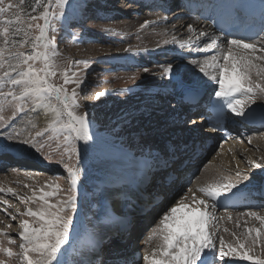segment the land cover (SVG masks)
Masks as SVG:
<instances>
[{
	"label": "snow or ice",
	"instance_id": "snow-or-ice-1",
	"mask_svg": "<svg viewBox=\"0 0 264 264\" xmlns=\"http://www.w3.org/2000/svg\"><path fill=\"white\" fill-rule=\"evenodd\" d=\"M27 4L28 0H0V127L14 120L18 113H23L28 104L51 114L45 128L22 142L51 160V153H43L45 144L38 140L50 133L48 140L57 142L53 151L59 152L58 163L62 164L67 174L68 188L63 189L51 179L35 187L24 185L32 194L17 197L25 204V209L23 212L19 209L16 211L20 217L29 219H22L19 225V251L7 246L15 244L16 240L0 230V237L7 241L6 245L4 240H0V264H66L64 257L69 246H72L74 253L78 252L73 235L78 210L77 182L81 175V155L77 142L87 145L93 139L88 112L78 111L81 108L78 98L84 91L86 81L76 73L69 75L68 70L59 72L63 77L62 85L51 81L52 77L57 76V57L60 55L55 36L57 22L65 16V8L71 6V0H34L26 10ZM155 23L144 20L138 30ZM104 31L115 30L109 28ZM187 31L190 33L187 39L177 40L172 36L171 39H164L163 43L191 48L199 45L201 38H209L202 50H219L202 60L190 59L189 64L202 77L218 85L214 95L217 100L223 101L222 107L226 106L236 117L246 118L254 112L258 102L264 104V26L259 33H254L259 35L256 42L225 34L226 48L220 47L224 41H220L219 37L210 36L206 31L197 34L191 24L187 26ZM37 63L40 67H37ZM68 63L71 66L87 65L89 62L69 60ZM143 71L147 73L149 69L144 68ZM173 72L172 64L163 66L164 75ZM139 75L136 72L127 79L135 82ZM69 84L74 85L70 92L66 87ZM5 87L8 91H3ZM17 88L19 92L15 90ZM106 94L96 92L93 99L99 101ZM9 107L12 114L5 117L4 112ZM248 143H252L251 137H248ZM248 163L254 168H264L254 160ZM25 176L31 178L28 173ZM236 176L239 179L232 181L227 175H220L214 182L203 184L195 191L189 189L192 193L190 198L186 194L168 208L147 237L150 248L143 256L144 264H229L226 257L264 264V214L256 211L239 214L259 221L260 227H246L239 236L232 232L235 245L226 243L223 236L218 237V224L223 217L217 218L215 213L220 199L236 195L242 184L251 179L250 176H242L239 171ZM5 191L16 195L12 188L5 190L0 187V192ZM189 199L191 203L187 202ZM3 204L11 207L7 200ZM31 204L37 206H28ZM3 211L7 212V209ZM16 218V215H11V219ZM227 219H232L231 213L227 214ZM224 231L229 230L225 228ZM100 243L99 238H94L90 242L91 251H95ZM257 247L262 250L261 253L255 251ZM74 264L88 262L82 257Z\"/></svg>",
	"mask_w": 264,
	"mask_h": 264
},
{
	"label": "rangeland",
	"instance_id": "rangeland-1",
	"mask_svg": "<svg viewBox=\"0 0 264 264\" xmlns=\"http://www.w3.org/2000/svg\"><path fill=\"white\" fill-rule=\"evenodd\" d=\"M176 1L173 0L175 3ZM14 2H18V0H14ZM33 2L34 0H28L26 10L28 5ZM137 3H128L126 0H71V6H66L65 8V16L57 22L55 36L60 55L57 57V76L52 77L51 81L54 84L62 85L63 77L59 74L62 70H68L69 75L76 73L86 81L84 91L78 98L81 104V108L78 111L88 112L91 121L90 133L94 137L87 145L84 142H77L81 155V175L77 182L78 210L73 231L74 243L80 237L81 232L92 225V220L99 217L102 207V190L108 182L104 174L106 172L98 167L96 164L98 161L96 163L93 161L94 155L100 158L102 154L100 149L103 150L105 146L111 143L119 151L118 153L129 152L138 159L141 158L147 162L154 161L157 159L158 154H160V157L163 155L166 146L173 147L186 139L185 132L195 121L199 122L205 119L204 114L208 110L203 115L199 111L203 110L201 108L205 103H209L215 96L214 90L216 87L210 84L209 90L205 89L208 93L203 97L202 106L199 104V111L190 113L183 120V123H179L177 119L180 117L178 113L182 111V104L176 105L171 102V99H167L165 102V98L160 93H151L148 83L156 85L162 79L168 80L181 74L187 80V85L193 84L194 71L188 64L192 58L181 56L182 59L178 60L170 57L168 61L166 59L163 61L150 60L149 63L141 62V58L146 50L161 45L164 39H171L172 36H175L177 40L187 39L190 34H187V26L183 23H186L189 19V16L186 15L195 14L190 12L186 15L184 13L179 14L180 11L184 10L182 8L186 7L183 4H181L183 7L177 4L171 8H164L165 6L163 7L158 3L155 8L149 9L141 5L140 1H137ZM120 6L124 7L120 9ZM146 15H150L149 19L155 20L165 16L168 21L165 22L166 24L163 23V25L176 28L183 24L185 28L181 33L171 34L170 32L165 33L158 30L162 24L155 23L145 29L138 30ZM109 28L115 31H104ZM258 40L259 38L252 42ZM124 49H131V51L125 52ZM69 60H87L89 63L87 65L72 64L69 66ZM128 60L129 62H127ZM186 61L187 64H185ZM167 64L174 66V72L171 75L163 74V66ZM37 67H40L39 63H37ZM144 68H148L149 71L145 73L143 71ZM136 72L140 73L137 80L135 82L128 81V76ZM66 87L70 92L74 85L69 84ZM15 90L19 92L18 88ZM3 91H8V88L5 87ZM210 91H212V94H210ZM96 92H106L107 94L97 101L93 99ZM152 97L158 102H150ZM218 101L215 98L213 103ZM254 108L264 111V104L259 102V105H255ZM34 109L33 105L28 104L25 107V111L18 113L15 119L23 114L30 113ZM11 114L12 108L9 107L4 112V115L8 117ZM14 120L0 127V131L11 126ZM201 126L202 129H200V134H198V138H200L196 142L198 143V149L194 151L193 157L179 168L177 173L162 181L159 174L163 173V171L162 168H159L156 175L148 178L147 189L144 187L140 191L139 184L142 180L133 187V197L119 216L122 224L128 223L130 225V227H126L128 231L126 230L123 241L120 243L121 248L130 246L128 254L131 255V258L128 264H144L143 256L150 248L147 237L151 234L160 217L168 208L174 206L181 197L187 194L190 198L192 193L189 192V189L196 190L200 185L207 183L206 180L209 174L214 171V168H212L214 167L213 163L221 160V155L219 154L223 147L230 145L229 147L238 154L239 159L243 163L244 157L239 148L245 146V140L241 139L239 132L234 131L231 136L233 143L229 144L227 138L222 139V131L215 132L209 129V126ZM40 130L38 129L35 132ZM205 131L210 132L207 134V138H205ZM35 132L31 135H34ZM31 135L28 138H31ZM49 135L50 133H47L44 137L38 138V140L45 144L43 153H51V160L45 159L44 154L37 153L35 149L21 142L18 144L20 148L18 151L19 159L0 172V177L6 176L5 178L11 182L10 184L6 183L5 187L1 184L0 187L5 190L12 188L16 194L12 195L6 191L0 192V230L8 233L16 240V243L7 245L4 237H0V240H4L5 244L12 247L14 251H19L18 233L20 230L18 228L20 222L22 219H29L28 217H20L16 211L19 209L23 212L25 209V204L17 197L30 196L32 194L30 189L24 185L28 184L35 187L43 185L51 179L54 183L60 184L63 189L66 190L68 188L67 174L62 164L58 163L60 160L59 152L53 151L57 142L55 140L49 141ZM248 136L253 137L254 140L263 141L264 128L251 132ZM191 145L193 144L191 143ZM252 151L257 155L260 149L259 151L258 148ZM28 155L32 156L31 158L33 159L31 161L33 165H30L32 169L23 167V170H17L18 164L23 162ZM64 160L68 162L67 157H64ZM40 161L44 162L39 163L40 165L35 164ZM38 165L39 167H37ZM151 167L155 170L158 169L154 163ZM9 172L12 174L11 178L8 177ZM25 173L30 174L31 178L25 176ZM193 182L196 183L194 184ZM139 198L141 200H138ZM4 200H7L11 207L3 204ZM137 201L142 202L144 206L138 203L137 206L140 205L138 208L141 212L135 215L134 208ZM28 206L35 208L37 205L31 204ZM3 209H7V212L3 211ZM9 214L16 215L17 218L13 220ZM261 214H264V212H261ZM256 222L254 224L259 228L260 224ZM130 228L131 230H129ZM240 229L243 232L244 226L242 225ZM116 245H114L113 238H109L104 242L102 246L103 258L98 262L99 264L110 263L106 262L109 255L108 251L113 250ZM70 247L72 246H69L68 251H71ZM68 254L70 252L66 254L64 259L66 263L72 264V260L67 258Z\"/></svg>",
	"mask_w": 264,
	"mask_h": 264
},
{
	"label": "bare ground",
	"instance_id": "bare-ground-1",
	"mask_svg": "<svg viewBox=\"0 0 264 264\" xmlns=\"http://www.w3.org/2000/svg\"><path fill=\"white\" fill-rule=\"evenodd\" d=\"M126 1L128 3L130 2L137 3V1H140L141 5L149 9L153 7L155 8V6L158 3H160L163 7L165 6L164 8H171L174 6L173 0H126ZM209 3H211L214 6L226 5V7L235 10L239 14V16H241V21L244 20L243 15L249 13L252 19L248 21V23L251 26L248 27L245 31H242L239 37H242L245 33H249L252 29L257 28L256 25L257 14L260 16L261 25L264 26V0H177L176 5L183 4L186 6L182 8L184 9V11H180L179 14H183V13L189 14L188 12L195 14V15L189 14L188 15L189 19L186 21V23L183 24H186V26L191 24L195 28L197 34L200 31H206L207 33L210 34V36L219 37L214 34L208 22H205L198 18L199 15H202V13H200L201 11L203 10L207 11L206 8L209 6ZM121 7L124 6H120L119 8L121 9ZM149 18L150 15H146L144 20L156 21V23L162 24V26L158 28V30H161L165 33L166 32H170L171 34L181 33L182 30L185 28L183 24H181V26L179 25V27L176 28H170L166 25H163V23L166 24L165 22L168 21V18L166 20H158V19L155 20ZM239 27L240 26H237L235 29H238ZM233 33H234V29H233ZM187 34L190 33H188L187 31ZM232 36L238 37V35H232ZM193 38H195V36H193ZM219 39L220 41H224V43H222L220 47L226 48L225 38L219 37ZM208 42H209V38L203 37L201 38V43L199 45H193L191 46V48H189L188 46L181 47L179 44H175V43H169L168 45L161 43V45L157 46L156 48L146 50L144 52L145 54L143 53L144 56L141 58V62L149 63L150 60L163 61L164 59L168 61L170 57H174L178 60H181L183 56L190 57L192 59L202 60L206 55H213L216 51L219 50L213 48L202 50L204 49V44ZM127 62H129V60ZM185 64H187V61L185 62ZM190 68H192L194 71L193 84L187 85L188 82L185 79V77L182 76V74L178 76H173L168 80L162 79L159 82V84L156 85H152V83H148V85H150L149 89H151L152 94H154L155 92L160 93L163 96V98H165L164 100L165 102L167 99L169 100L171 99L172 100L171 102H173L174 104L177 105L181 103L183 105L182 107H184V109L182 108V111L178 113V115L180 116L177 119L179 123H183V120L187 118L191 113L190 109L188 108V105L185 102L186 95H188L189 93H199L200 91L205 89L209 90L210 84H212L216 88L218 87V85L208 80V78L202 77L201 74H199L197 71L194 70L192 65H190ZM205 92L208 93V91ZM150 102L156 103L158 101H155L154 98L152 97L150 99ZM202 102H204V99H201L199 103L200 106H202ZM212 104L223 105V101L219 100L218 102ZM257 105H259V102L257 103ZM200 106L197 105L196 108H199ZM204 116H205L204 120L202 119V121L199 122L195 121L193 125L188 128V130L185 132L186 139H184L179 144L177 143L173 147H169V145L166 146V148L163 151V155L160 157V154H158L159 157L157 156V159H155L154 161L147 162L146 160H143L141 158L138 159L136 157H133L132 154L129 152L123 153L120 151L121 153H118L119 151L116 149V147H113V144L111 143L108 146H105L103 150L100 149L102 153L100 158L94 155L93 161L95 163L98 161L96 163L98 167L106 172L104 174L106 175L108 182L106 181L107 183L102 190V195H103L101 198L102 207L99 217L92 220V225L90 227L85 228V230L81 232L80 237L74 243L75 247L78 249V252L74 253L72 247H70L71 251H68L70 252V254H68L67 258L68 260H72V264H74V261L80 260L82 257L87 260L88 264H99L98 262H100L103 258L102 246L104 242L109 238H113L114 245L115 244L117 245L113 247V250H111L110 252L108 251L109 255L106 259V262H110L109 264H128V262L130 261L129 259L131 258V255L128 254L130 246L126 248H121L120 243L123 241L125 235L124 233L128 231L126 227H130V225H128V223H125V225L122 224L120 222L119 216L120 213L124 210V208L129 205V200L133 197V187H135L137 183L140 180H142L139 184V188L141 190L140 189L139 190L142 191L144 187L145 189H147L148 178L156 175L159 168H162L163 171V173L159 174V177L161 178L162 181L169 179L171 175L177 173L179 168L183 164H185L189 159H191L195 154L194 151L198 149L197 148L198 143L196 142L200 138V137L198 138V134H200L201 131L200 129H202L201 125L210 126L213 122L212 119L206 117L208 116V111L204 114ZM224 116H226L224 128L223 130L220 131H222V133L224 131H228V133L230 134V136L227 138L229 144L233 143L232 142L233 139L231 138V136L233 135L234 131L239 132L240 133L239 136L241 137V139L245 140V146L239 148V150H241L242 156L244 157V161H243L244 165L242 161L239 159L238 154L229 147L230 145H228V147H223L219 154L221 155L220 156L221 160L219 161L214 160L216 161L215 163L212 162L214 165L211 163V165L214 166L212 167L214 168V171L211 170L212 173L209 174L206 181L207 183H212L216 179H218L220 175H227L230 178V180L235 181L239 179V177L236 176L237 171H239L242 176L247 175L250 176L251 179L249 181L244 182L237 193L246 192L249 198L255 200H263L260 186L262 185L261 181L264 180V168H254L252 165L248 163V161L254 160L256 161V163L264 165V139L263 141L258 139L254 140L252 137V143L249 144L248 137L250 136L248 135H250L251 132H255L256 130H258L255 128L252 129L256 124L264 123V111L254 108V112L250 113L248 117L240 118L234 116L225 106ZM50 119H51V114H46L45 109L35 108L30 113L23 114L19 118L15 119L11 123V126L4 128L0 131V172L8 168L14 162L13 158L16 157L19 158L18 151L20 148L18 147V144H20L25 138H28L36 130L45 128L47 126V123L50 121ZM33 125H35V127H33ZM205 132H206L205 138H207L208 137L207 134L210 132L208 131ZM17 133L19 135H17ZM9 137L12 138L10 139ZM191 143L193 145L190 146ZM101 144L103 143L101 142ZM257 148L258 151L260 149V151L257 154L258 156L254 154L252 151L253 149H257ZM31 157L29 155L26 156L25 158L23 157L24 161L26 162L23 161L19 163L17 170H20L23 167H27V169H30L32 167L30 165H33L31 164L32 163L31 161L33 160ZM153 163L156 164V166L158 167L157 170L152 169L151 166L153 165ZM35 164H39V162ZM39 165L37 167H39ZM169 167L171 168L169 169ZM167 168L169 169V171H167L168 170ZM8 175H9L8 177L11 178L12 174L10 172ZM5 177L4 176L0 177V185L2 184L4 187L7 185L6 183L8 184L11 183L10 180H8ZM193 183L195 184L196 182ZM197 195L199 196L200 193H197ZM144 197H146V195H144ZM138 200H141V198H139ZM187 202L191 203L190 199ZM138 203L144 206L142 202L137 201L136 206L134 208L135 209L134 214L136 213L135 215H138L141 212V210L138 208L140 207V205L137 206ZM246 212L248 211L216 210L215 214L217 218L223 217V219L220 220L218 224V237L223 236L226 243H232L235 245L236 241L231 234L232 232H236L237 235L239 236V234L242 233L240 229L242 225L244 226V229L246 227H256L254 223L257 220L250 218L246 215H239L241 213H246ZM228 213L232 214L231 220L227 219ZM237 223L239 225L240 224L242 225L237 227ZM225 228H227L229 231L225 232L224 231ZM18 230H20V228H18ZM129 230H131V228ZM94 238H99L101 243L95 251H91L90 242ZM216 243L218 247L219 246L218 238ZM255 251L257 253L262 252V250L259 247H257ZM225 259L229 261V264H251L250 261L239 260L235 257H226Z\"/></svg>",
	"mask_w": 264,
	"mask_h": 264
}]
</instances>
